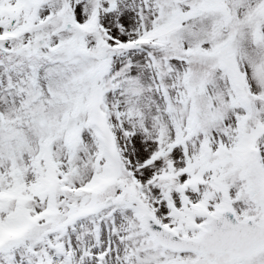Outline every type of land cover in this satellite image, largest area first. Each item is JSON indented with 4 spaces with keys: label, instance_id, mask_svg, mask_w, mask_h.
<instances>
[{
    "label": "snow or ice",
    "instance_id": "6c2138e0",
    "mask_svg": "<svg viewBox=\"0 0 264 264\" xmlns=\"http://www.w3.org/2000/svg\"><path fill=\"white\" fill-rule=\"evenodd\" d=\"M0 264H264V0H0Z\"/></svg>",
    "mask_w": 264,
    "mask_h": 264
}]
</instances>
